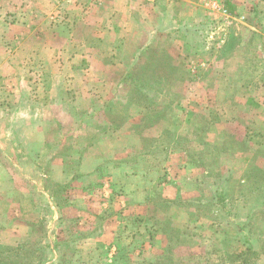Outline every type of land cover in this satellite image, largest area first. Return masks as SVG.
Here are the masks:
<instances>
[{
  "label": "rangeland",
  "instance_id": "374dc122",
  "mask_svg": "<svg viewBox=\"0 0 264 264\" xmlns=\"http://www.w3.org/2000/svg\"><path fill=\"white\" fill-rule=\"evenodd\" d=\"M51 1L63 12L61 21L80 19L72 10L76 1ZM129 4L147 11L136 43L108 38L100 44L90 19L85 32L75 33H84L86 45H59L55 60L47 49H35L30 61H5L0 48V151L6 154L0 160L48 171L52 158L37 161L31 152L77 156L99 133L129 128L139 135L140 152L173 164L169 182L179 192L171 200L155 192L151 220L131 223L162 247L144 264L165 250L169 264H264V0ZM186 53L218 55L213 69L204 68L209 85L195 83ZM115 139L108 135L104 148ZM187 173L202 184L190 189L183 183ZM46 187L63 198L50 181ZM39 245L28 241L26 251L8 253L7 261L21 254L26 263L44 262L49 254L38 252Z\"/></svg>",
  "mask_w": 264,
  "mask_h": 264
},
{
  "label": "crops",
  "instance_id": "0c3cea01",
  "mask_svg": "<svg viewBox=\"0 0 264 264\" xmlns=\"http://www.w3.org/2000/svg\"><path fill=\"white\" fill-rule=\"evenodd\" d=\"M71 1H76L74 15L81 17L71 20L67 16L61 21L64 14L56 8L55 1L0 0V48L6 56L4 60L13 62L17 56L30 61L35 58V49H47L49 56L55 57L60 53L56 51L59 45L85 46L84 33H75L85 32L90 19L96 20L93 35L100 44H108V38L120 39L119 44L124 46L137 42L136 28L144 24L142 16H147L141 0L138 7L130 5V0H120L118 8L110 6L111 0L88 4V0ZM109 6L111 13L104 16V9ZM65 15H70V11ZM94 15L97 17L92 18ZM184 45L181 40L182 51ZM73 55L87 57L86 52ZM185 57L188 64L192 63L188 70L197 71L195 83L199 87L209 85L204 68L213 69L218 55L203 58L186 53ZM16 90L17 87L11 89ZM111 131L99 133L77 156L73 151L66 155L44 154V150L34 151L35 155L31 152L35 158H52L48 171L38 164H6L0 160V255H6L0 264H144L162 251L159 242H150L147 230H133L131 223L151 220L149 212L155 192L169 200L179 194L169 182L173 164L140 152L139 135L129 128ZM110 134L118 138V143L115 139L109 145L112 148L106 150L104 143ZM126 140L134 144L126 147ZM28 152H23L25 157ZM131 154L135 156L130 158ZM1 157H6L3 150ZM187 174L183 183L190 189L202 184ZM47 181L62 190V200L46 187ZM28 241L39 243L37 251L49 254L46 261L39 258L37 263H26L21 254L16 261H7L8 253L26 251Z\"/></svg>",
  "mask_w": 264,
  "mask_h": 264
},
{
  "label": "trees",
  "instance_id": "16d2710c",
  "mask_svg": "<svg viewBox=\"0 0 264 264\" xmlns=\"http://www.w3.org/2000/svg\"><path fill=\"white\" fill-rule=\"evenodd\" d=\"M114 129H118V126H113ZM168 251L165 250L163 254L155 257L150 264H169L171 263L169 256L167 255Z\"/></svg>",
  "mask_w": 264,
  "mask_h": 264
},
{
  "label": "built area",
  "instance_id": "2783aa9c",
  "mask_svg": "<svg viewBox=\"0 0 264 264\" xmlns=\"http://www.w3.org/2000/svg\"><path fill=\"white\" fill-rule=\"evenodd\" d=\"M214 9H216V10H220L221 7H220V5H218V4H214Z\"/></svg>",
  "mask_w": 264,
  "mask_h": 264
}]
</instances>
